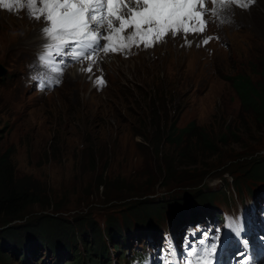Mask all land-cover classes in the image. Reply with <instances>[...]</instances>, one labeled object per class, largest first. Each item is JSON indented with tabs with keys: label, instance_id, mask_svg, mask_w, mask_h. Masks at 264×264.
Masks as SVG:
<instances>
[{
	"label": "rangeland",
	"instance_id": "obj_1",
	"mask_svg": "<svg viewBox=\"0 0 264 264\" xmlns=\"http://www.w3.org/2000/svg\"><path fill=\"white\" fill-rule=\"evenodd\" d=\"M29 2L0 0V154L7 153L15 173L38 184L43 197L21 218L0 215V264H38L43 252L32 250L33 257L27 250L41 245V226L72 244V226L95 233L135 218L133 211L148 213L153 200L173 208V201L187 206L209 190L230 196L264 155V125L241 110L227 77L243 69L260 78L264 0H195L197 8L204 5L203 32L169 33L151 46L145 45L152 35L137 36L138 43L121 48L129 28L121 41L111 39L119 50L97 51L87 62L67 59L68 48L55 47L42 33L43 16L30 18ZM31 3L41 6V0ZM77 65L83 68L70 74ZM190 120L196 128L183 137L180 155L162 131ZM245 201L235 199L237 206ZM258 221L263 227L264 210ZM7 225L18 227L15 234ZM17 236L21 242H11ZM193 248L194 242L186 260ZM83 253L75 259L65 252L57 261L83 264L89 261ZM250 255L251 263L246 253L237 264H264L259 247Z\"/></svg>",
	"mask_w": 264,
	"mask_h": 264
},
{
	"label": "trees",
	"instance_id": "obj_2",
	"mask_svg": "<svg viewBox=\"0 0 264 264\" xmlns=\"http://www.w3.org/2000/svg\"><path fill=\"white\" fill-rule=\"evenodd\" d=\"M257 71L260 73L259 79H253L252 76L243 69H239L237 72L229 74L227 77L230 85L234 88L239 97L241 110L264 125V57L260 58V67L257 68ZM195 128L194 120H190L181 127H178L172 122L162 131V137L165 135L164 142L177 148L178 153L180 152L181 155V141H183V137L192 135L190 132H193ZM241 132L242 134H249V132L245 130ZM203 133L200 132L199 134L206 138ZM207 144L213 145V142L207 140ZM250 167V170H246L244 177L239 179L236 183V188L240 191L244 190V188L257 186L264 182V155L258 156ZM250 191L252 190L250 189ZM209 192L211 193L206 194L205 197L207 202H203L205 200L204 198H196L193 199L192 202H188L187 206L183 203L173 201L175 206L171 208V204L169 206L166 203V205L163 206L162 201H150L149 205L151 210L147 211L148 213L133 211L131 214L135 216V218H125V220L122 218L121 221L114 220L109 224L107 223L103 228L98 227L95 233H92L91 230H87V228L82 225L79 229L72 226L70 228V238L73 240L72 244L70 240L67 239L60 243V240L54 239L52 234L46 229H43L41 225V227H39L41 230H44V232L42 231L44 236L40 238L44 243L53 248H58L57 246L59 245L69 246L71 255L73 256L72 258L76 259L81 255L80 252L83 251V255H87V258H89V261L87 260L88 264H103V261L108 264V260L106 259L108 242L112 245V250H114L115 254L123 255L127 250H124L126 248L124 244L128 241L127 235L133 234L136 230V226L139 227L142 223L157 219H162L164 223H169L170 220L167 221V219L172 215L181 214L182 209H189L191 212L194 207L201 204V202L206 206L208 204H213L218 196L214 190H209ZM41 193L38 184L28 182L26 178L20 177L15 173L7 153L0 154V215H2L3 221L23 217L25 213L28 212L31 205L42 202L43 196ZM222 193L227 197L225 191ZM147 209L148 208H146V210ZM28 227L29 230H32L35 226L30 225ZM3 228L7 231H13V234H15V229H18V227L14 225H7ZM78 239H80L82 247H77L75 245L78 244ZM16 240L20 241L21 237L17 236ZM16 240L14 237L11 242ZM104 258L106 260H104ZM70 263L71 260H68L65 264Z\"/></svg>",
	"mask_w": 264,
	"mask_h": 264
},
{
	"label": "snow or ice",
	"instance_id": "obj_3",
	"mask_svg": "<svg viewBox=\"0 0 264 264\" xmlns=\"http://www.w3.org/2000/svg\"><path fill=\"white\" fill-rule=\"evenodd\" d=\"M28 8L30 18L40 20L43 16L42 33L61 41L68 48L64 55L74 59L91 60L97 51L119 50L112 46L111 37L129 28L132 32L121 48L138 43L137 36L143 39L152 35V41L145 45L151 46L169 33L175 36L178 32H203L207 26V21L203 20L204 5L197 8L195 0H41L40 7L30 0ZM101 40L109 43L102 44ZM213 249L214 245L202 249L200 254L192 249L187 255L194 256L196 264H210L207 256ZM164 264L170 262L165 259ZM186 264H192V260H187Z\"/></svg>",
	"mask_w": 264,
	"mask_h": 264
},
{
	"label": "bare ground",
	"instance_id": "obj_4",
	"mask_svg": "<svg viewBox=\"0 0 264 264\" xmlns=\"http://www.w3.org/2000/svg\"><path fill=\"white\" fill-rule=\"evenodd\" d=\"M203 1H205V0H203ZM217 2V1H216ZM219 2V1H218ZM242 2V1H241ZM124 33V32H123ZM123 33H120V34H113L112 35V37H111V39H114V40H117V41H121L122 39H121V37L123 36ZM130 34H131V32H130ZM43 37H45V36H43ZM50 40H54V39H51L50 38ZM55 44H57V46H55V47H58V46H64L63 44H62V42L61 41H59V40H55V43H54V45ZM59 48V47H58ZM67 52V51H66ZM95 56H93V58H94ZM97 57V56H96ZM67 59H70V58H72V57H70V56H67L66 57ZM42 60V59H41ZM86 62L87 61H90L89 59H86L85 60ZM43 64V63H42ZM46 66V65H45ZM71 68V71L69 72L70 74H76L78 71H80V69H82V68H80V66L79 65H77V68L76 67H74V66H72V67H70ZM37 69V68H36ZM39 73H41V72H39ZM33 74V73H32ZM229 248H226L225 250H224V253L225 252H227V250H228ZM232 264V263H231Z\"/></svg>",
	"mask_w": 264,
	"mask_h": 264
},
{
	"label": "water",
	"instance_id": "obj_5",
	"mask_svg": "<svg viewBox=\"0 0 264 264\" xmlns=\"http://www.w3.org/2000/svg\"><path fill=\"white\" fill-rule=\"evenodd\" d=\"M4 72V68L2 66V64L0 63V75Z\"/></svg>",
	"mask_w": 264,
	"mask_h": 264
}]
</instances>
